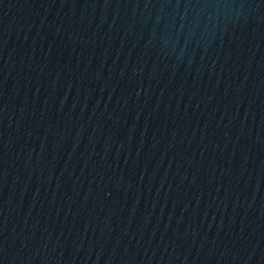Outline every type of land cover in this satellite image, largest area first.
Here are the masks:
<instances>
[{"label": "water", "instance_id": "95a60500", "mask_svg": "<svg viewBox=\"0 0 264 264\" xmlns=\"http://www.w3.org/2000/svg\"><path fill=\"white\" fill-rule=\"evenodd\" d=\"M0 264H264V0H0Z\"/></svg>", "mask_w": 264, "mask_h": 264}]
</instances>
